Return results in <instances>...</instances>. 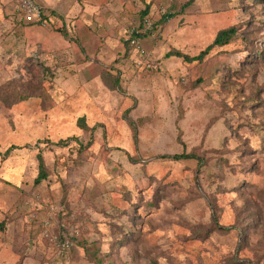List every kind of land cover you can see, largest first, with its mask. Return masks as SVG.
I'll list each match as a JSON object with an SVG mask.
<instances>
[{
	"label": "rangeland",
	"instance_id": "1",
	"mask_svg": "<svg viewBox=\"0 0 264 264\" xmlns=\"http://www.w3.org/2000/svg\"><path fill=\"white\" fill-rule=\"evenodd\" d=\"M185 1L0 0V264H264V0Z\"/></svg>",
	"mask_w": 264,
	"mask_h": 264
},
{
	"label": "trees",
	"instance_id": "2",
	"mask_svg": "<svg viewBox=\"0 0 264 264\" xmlns=\"http://www.w3.org/2000/svg\"><path fill=\"white\" fill-rule=\"evenodd\" d=\"M194 1L195 0H186L181 6V11H184L188 7H190L193 4ZM39 13H40V16H41L42 19L45 18V16H44L45 13H44L43 10L39 9ZM147 14H148V9L143 10L140 13V19L143 21V18H145ZM174 15L175 14L170 13L169 11H167L160 18V23L166 22L167 20L172 18ZM236 33H237V30H236L235 26L228 27L226 29H222V30L218 31L217 34L215 35L214 39L212 40V42L209 45H207L206 48L204 50H202L197 56H189V55L183 54V53H181L180 51H177V50H173V51L169 52L168 55L169 56L171 55V56L180 57L184 61H187V62H192V61H195V60H202V58L205 55H207L209 53V51L213 47L228 45L234 39V37L236 36ZM132 36H133V38L137 39L138 37H140V33L138 31L133 32ZM20 99H23V98H20ZM60 143H64V141L61 140ZM162 157L163 158L173 159V160H176V161L177 160H181V159H197L199 162H201V159L198 156H196L195 154H191V153L187 154V153H184V152L181 153V154L173 155V156H162ZM38 169H39V173H38V176L35 178V183L36 184H39L42 180H44L47 177V175L45 173V169H44V164H43L42 158L40 156H39Z\"/></svg>",
	"mask_w": 264,
	"mask_h": 264
},
{
	"label": "built area",
	"instance_id": "3",
	"mask_svg": "<svg viewBox=\"0 0 264 264\" xmlns=\"http://www.w3.org/2000/svg\"><path fill=\"white\" fill-rule=\"evenodd\" d=\"M23 6H27L29 8L28 11L31 12L33 15L40 16L39 10H37L35 7L31 8L32 5L30 0H24Z\"/></svg>",
	"mask_w": 264,
	"mask_h": 264
}]
</instances>
